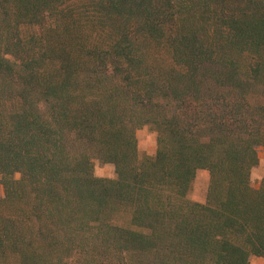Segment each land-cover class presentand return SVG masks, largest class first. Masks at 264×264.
Listing matches in <instances>:
<instances>
[{
	"label": "trees",
	"instance_id": "16d2710c",
	"mask_svg": "<svg viewBox=\"0 0 264 264\" xmlns=\"http://www.w3.org/2000/svg\"><path fill=\"white\" fill-rule=\"evenodd\" d=\"M258 147L264 0H0V264L264 259Z\"/></svg>",
	"mask_w": 264,
	"mask_h": 264
},
{
	"label": "rangeland",
	"instance_id": "374dc122",
	"mask_svg": "<svg viewBox=\"0 0 264 264\" xmlns=\"http://www.w3.org/2000/svg\"><path fill=\"white\" fill-rule=\"evenodd\" d=\"M140 157H154L157 150V134L149 126L142 127L136 132ZM258 163L251 170V184L255 189L261 187L264 179V148H257ZM94 174L99 178L116 179L115 167L99 160L94 161ZM210 183V174L207 170H199L194 180L189 199L194 202L205 203ZM4 188L0 186V194ZM257 260L263 258L253 257ZM252 258V259H253Z\"/></svg>",
	"mask_w": 264,
	"mask_h": 264
},
{
	"label": "clouds",
	"instance_id": "9594fccd",
	"mask_svg": "<svg viewBox=\"0 0 264 264\" xmlns=\"http://www.w3.org/2000/svg\"><path fill=\"white\" fill-rule=\"evenodd\" d=\"M250 264H264V259L257 260L255 258L250 260Z\"/></svg>",
	"mask_w": 264,
	"mask_h": 264
}]
</instances>
